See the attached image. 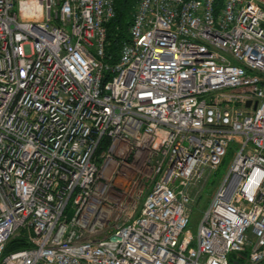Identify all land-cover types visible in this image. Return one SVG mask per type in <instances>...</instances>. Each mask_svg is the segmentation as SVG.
<instances>
[{
    "label": "built area",
    "instance_id": "1",
    "mask_svg": "<svg viewBox=\"0 0 264 264\" xmlns=\"http://www.w3.org/2000/svg\"><path fill=\"white\" fill-rule=\"evenodd\" d=\"M114 15L0 0V264H264V0H136L111 61Z\"/></svg>",
    "mask_w": 264,
    "mask_h": 264
},
{
    "label": "rangeland",
    "instance_id": "2",
    "mask_svg": "<svg viewBox=\"0 0 264 264\" xmlns=\"http://www.w3.org/2000/svg\"><path fill=\"white\" fill-rule=\"evenodd\" d=\"M133 2L132 11L135 7L136 0H130ZM237 147L236 143L231 142L227 153L223 158L222 163L218 166L217 169L210 171L206 178L203 181L199 182V188L197 186L192 187L191 195L193 197L191 205V219L187 226V229L195 236L197 231L198 222L201 218L203 209L207 206L211 196L213 195L215 189L217 188L218 184L223 179L225 173L227 172V169L229 167V164L231 162V159L235 153V148ZM202 182V183H201ZM68 215H71V212H67ZM230 264H233L230 262Z\"/></svg>",
    "mask_w": 264,
    "mask_h": 264
},
{
    "label": "trees",
    "instance_id": "3",
    "mask_svg": "<svg viewBox=\"0 0 264 264\" xmlns=\"http://www.w3.org/2000/svg\"><path fill=\"white\" fill-rule=\"evenodd\" d=\"M220 4L221 0H215L216 7H219ZM132 7L133 2L130 0H115V15L106 24L108 41L106 55L111 58V61L117 60L122 44L130 39L128 27L131 22ZM14 245L23 247L26 243L13 240L7 249L12 248Z\"/></svg>",
    "mask_w": 264,
    "mask_h": 264
},
{
    "label": "water",
    "instance_id": "4",
    "mask_svg": "<svg viewBox=\"0 0 264 264\" xmlns=\"http://www.w3.org/2000/svg\"><path fill=\"white\" fill-rule=\"evenodd\" d=\"M249 104V102H247V105Z\"/></svg>",
    "mask_w": 264,
    "mask_h": 264
}]
</instances>
